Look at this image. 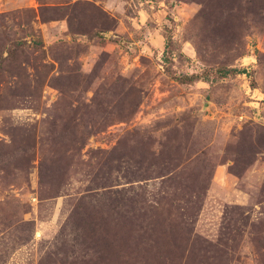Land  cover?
<instances>
[{
  "label": "rangeland",
  "instance_id": "374dc122",
  "mask_svg": "<svg viewBox=\"0 0 264 264\" xmlns=\"http://www.w3.org/2000/svg\"><path fill=\"white\" fill-rule=\"evenodd\" d=\"M0 264H264V0H0Z\"/></svg>",
  "mask_w": 264,
  "mask_h": 264
}]
</instances>
